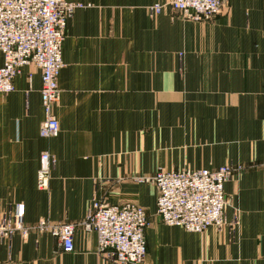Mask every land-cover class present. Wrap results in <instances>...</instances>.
<instances>
[{
    "label": "crops",
    "instance_id": "1",
    "mask_svg": "<svg viewBox=\"0 0 264 264\" xmlns=\"http://www.w3.org/2000/svg\"><path fill=\"white\" fill-rule=\"evenodd\" d=\"M53 114L40 135L41 71L24 67L0 93V211L25 206L26 237L0 239V264H119L79 223L93 198L146 209L144 264H264V170L225 190L243 210L239 240L227 228L191 232L163 223L157 188L135 180L159 168H218L264 160V0H229L212 20L191 21L170 0H69ZM165 3L154 15L150 6ZM54 158L48 188L40 158ZM132 176V180L128 179ZM250 193H249V189ZM77 224L73 251L40 221Z\"/></svg>",
    "mask_w": 264,
    "mask_h": 264
},
{
    "label": "built area",
    "instance_id": "2",
    "mask_svg": "<svg viewBox=\"0 0 264 264\" xmlns=\"http://www.w3.org/2000/svg\"><path fill=\"white\" fill-rule=\"evenodd\" d=\"M229 0H170L182 17L191 21L212 20ZM165 3L150 6L157 15ZM84 4L69 0H0V93L14 91V81L24 67L34 65L41 71V96L44 119L40 135H59L60 124L53 114L59 101V75L64 66L63 46L68 21ZM38 186L47 189L54 163L49 151L40 158ZM230 175L226 166L215 169H178L157 172L152 178L157 190V214L167 225L191 232L222 226L225 213L224 187ZM95 197L85 220L79 224L97 235V251L119 264H144L147 254L146 229L150 220L146 210L134 202L107 203ZM25 206L16 204L10 212L0 211V239L16 233L26 236ZM63 249L73 251L77 224L40 221Z\"/></svg>",
    "mask_w": 264,
    "mask_h": 264
},
{
    "label": "rangeland",
    "instance_id": "3",
    "mask_svg": "<svg viewBox=\"0 0 264 264\" xmlns=\"http://www.w3.org/2000/svg\"><path fill=\"white\" fill-rule=\"evenodd\" d=\"M221 166L222 167L226 166L230 170L229 178H228L227 182L225 183V186H226L227 183L236 184L239 181V179H242V177H245L246 175H250V173L254 170H257V169L264 170V160H252V161L248 162L247 164H234L232 162H227ZM183 169H192V168H183ZM161 170L171 171V170H167L164 168H159L152 175L139 176V177H136L135 180L140 181V183L145 182V181H150L154 184L152 178L154 177V175L157 172H159ZM127 178L132 180L133 177L128 176ZM133 180H134V178H133ZM261 192L264 195V192L263 191H261ZM249 193H250V189H249ZM224 194H225V200H226L225 213H224V223L222 226H214V227H216L219 231L223 230L224 228H227L228 229L227 231L230 232L231 236L236 237V240H239L241 238L242 233H243V228H242L243 227V225H242L243 210H242L240 204L237 202V197L239 195L237 193L236 196L234 197L235 192H233V193H232V191L226 192L225 187H224ZM157 196H158V193H157ZM95 197L101 199V196H99V194H97V196H95ZM105 202L110 203L108 200H105ZM128 202L137 203L135 201H128ZM156 203H157V201H156ZM138 205H140V204H138ZM156 206H157V204H156ZM39 224H40V222L38 223V226H39ZM256 247L258 249L264 248V245H262L261 238H257Z\"/></svg>",
    "mask_w": 264,
    "mask_h": 264
}]
</instances>
